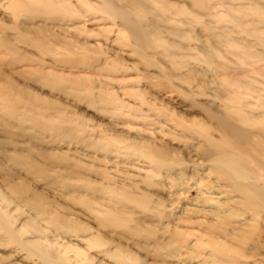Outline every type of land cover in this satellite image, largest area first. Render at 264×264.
<instances>
[{
	"label": "rangeland",
	"instance_id": "1",
	"mask_svg": "<svg viewBox=\"0 0 264 264\" xmlns=\"http://www.w3.org/2000/svg\"><path fill=\"white\" fill-rule=\"evenodd\" d=\"M156 1L166 7L163 15L133 19L163 44L139 47L102 0H0V92L8 99L0 111V215L24 231L23 243L38 239L54 255L68 257V264H121L119 249L146 264H206L197 249L165 258L148 252L152 240L117 223L104 225L90 208L109 220L127 217L134 232L158 229V241L167 243L171 235L163 227L203 233L191 222L208 220L216 206L201 192L221 201L237 196L213 187L211 148L198 128L217 140L208 113L220 112L234 89L262 88L264 47L255 31L264 36V21L238 27L230 11L255 19L264 0H210L206 15L193 0ZM235 47L255 58L240 64ZM245 101L250 108L255 99ZM156 154L169 163L180 158L186 168L156 169L150 162ZM151 175L159 185L147 183ZM105 189L126 192L136 202L112 198ZM143 198L150 209L138 206ZM196 205L198 215L186 210ZM97 237L100 250L92 245ZM187 242L189 248L196 244L194 236ZM42 259L0 229V264H55Z\"/></svg>",
	"mask_w": 264,
	"mask_h": 264
},
{
	"label": "bare ground",
	"instance_id": "2",
	"mask_svg": "<svg viewBox=\"0 0 264 264\" xmlns=\"http://www.w3.org/2000/svg\"><path fill=\"white\" fill-rule=\"evenodd\" d=\"M102 1L106 12L120 20L123 29L128 31L131 36L133 35L139 47L143 45L148 47L161 46L163 44L156 33L151 32L146 36L143 29H141L142 26L133 19V17L138 19L143 18L147 13H150L153 17H160L164 14L166 9L162 3L156 0H146V3L141 2V0H115L118 3L124 4L114 7L111 5L113 0ZM193 1L205 15L211 13L212 5L210 4V0ZM230 14L231 21L238 27L247 21L252 24L264 21V10L262 9L255 19H244L241 11L235 8H231ZM255 35L257 36L258 43L264 47L263 32L255 31ZM227 45L234 47L231 43H227ZM135 52L141 55L140 48H137ZM232 53L237 61L243 65L247 61L252 62L255 58V55L252 53H246L236 47L233 49ZM259 73L264 75V68L260 69ZM166 81L168 80L166 79ZM262 85V88L259 87L257 89L250 88L248 85L245 87L242 86L241 91L234 89L227 97L228 102L222 104L220 112L208 111V118L211 122L214 121L216 124L215 127L219 134L217 140L210 138L203 127L198 128L199 134L211 148H209L211 157L208 160L207 166L208 171L217 174L213 187L220 189L224 186L230 189V192L237 193V196L235 195L237 197L236 200L234 199L235 196H233L232 198H226L221 201L215 193L207 195L205 194L206 191L201 192L205 203L215 204V212L211 209L208 210L211 214L208 220H199L196 218L197 220L192 221L189 219L188 221L197 223V226L200 228L202 226L203 233L196 234L193 229L187 228L183 230L179 229L178 233L176 229H170L169 231V229L163 227L162 230L169 232L171 236L167 243H162L161 241L159 242L157 238L156 231H158V229L155 230L148 226H144L143 230L134 232L129 227L130 225H127V217H118L117 219L109 220V216L106 217L107 213L103 215L102 210L99 208L91 207L90 209L92 212H94L96 217L106 226L110 223H117L123 226L124 231L129 234H142V237L149 238L152 240V245L147 243L146 247L152 246V248H148V252H154L157 256L162 258L172 257L178 254L180 256L183 253L182 249H185L187 254H193L197 249L196 251H200L205 256L202 261L206 264H264V83H262ZM251 98H253V100L255 99L254 105H250V108H247L245 99ZM7 101V97L0 92V111L6 107L4 104H6ZM252 106L255 107L254 110L251 108ZM28 119V117H24L21 120ZM109 145H111V143H109ZM109 145L102 146L107 147ZM126 148L134 152H139L140 155L145 157H149L151 154L148 148L144 146L136 148L134 145H129L126 146ZM150 162L153 163V167L156 169L162 165L168 167L165 169H170L173 164H179V166L183 165V168H186V165H184L186 163L180 158L179 162L175 161L169 163L167 160H164L160 154L152 156ZM27 163L31 169L34 168L33 163L29 161H27ZM183 174L182 172L180 175ZM152 176L153 175L148 177L150 178L147 180L149 185L155 184L152 181ZM221 183L224 185L221 186ZM159 184L158 181L155 185ZM206 188H209V186H206ZM107 192H109L112 198L131 203L136 202V199L126 192H113L105 189L104 193ZM3 199L4 197L2 198L0 196V201ZM228 202H232L237 206H234V208L231 207L232 209L227 208L226 210H222L221 205ZM147 203L148 201L143 198L138 202V206L148 210L151 205ZM109 205L110 204H108V206ZM155 209L156 206L152 207V212H154ZM186 210H190L193 214L196 213V215L202 211V209H198L197 205L196 207H186ZM261 213H263L262 217ZM3 216L0 215V229L8 234L10 240L23 247V250L26 249L30 254H35L39 256V258H43V261H51L55 264H68V257L54 255L53 251L48 247H44L38 242V239L37 241H35L34 238L32 239L34 241H26L24 237L25 242L23 243L21 235H23L24 231L14 230L13 225L9 224L6 220L7 218ZM261 220L263 221L262 224H260ZM56 222L61 223L57 219ZM30 232L32 233L31 230ZM190 236H194V241L196 243L192 248H189L187 242ZM92 245L94 248H98L103 245V242L98 239V237L93 238ZM205 248H208V250L205 251ZM98 250L100 249L98 248ZM117 255L118 262H121V264H146V262L141 261L138 256L127 250L121 251L119 249Z\"/></svg>",
	"mask_w": 264,
	"mask_h": 264
}]
</instances>
